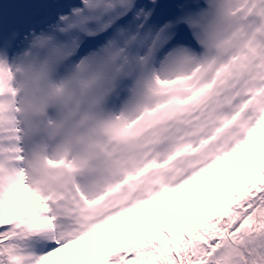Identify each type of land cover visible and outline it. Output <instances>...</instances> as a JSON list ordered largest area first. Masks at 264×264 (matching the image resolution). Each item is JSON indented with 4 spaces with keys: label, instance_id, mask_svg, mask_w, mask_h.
Returning a JSON list of instances; mask_svg holds the SVG:
<instances>
[{
    "label": "snow or ice",
    "instance_id": "snow-or-ice-1",
    "mask_svg": "<svg viewBox=\"0 0 264 264\" xmlns=\"http://www.w3.org/2000/svg\"><path fill=\"white\" fill-rule=\"evenodd\" d=\"M0 264H264V0H0Z\"/></svg>",
    "mask_w": 264,
    "mask_h": 264
}]
</instances>
